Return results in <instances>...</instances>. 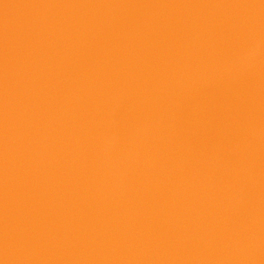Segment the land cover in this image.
Returning <instances> with one entry per match:
<instances>
[{
    "label": "water",
    "instance_id": "95a60500",
    "mask_svg": "<svg viewBox=\"0 0 264 264\" xmlns=\"http://www.w3.org/2000/svg\"><path fill=\"white\" fill-rule=\"evenodd\" d=\"M0 264H264V0H0Z\"/></svg>",
    "mask_w": 264,
    "mask_h": 264
}]
</instances>
